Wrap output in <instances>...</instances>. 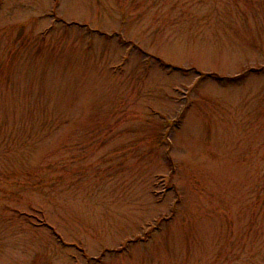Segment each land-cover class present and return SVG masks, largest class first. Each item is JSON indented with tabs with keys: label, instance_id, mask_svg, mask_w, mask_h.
Listing matches in <instances>:
<instances>
[{
	"label": "rangeland",
	"instance_id": "obj_1",
	"mask_svg": "<svg viewBox=\"0 0 264 264\" xmlns=\"http://www.w3.org/2000/svg\"><path fill=\"white\" fill-rule=\"evenodd\" d=\"M0 264H264V0H0Z\"/></svg>",
	"mask_w": 264,
	"mask_h": 264
}]
</instances>
